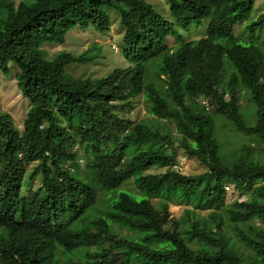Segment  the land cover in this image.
<instances>
[{"label":"trees","instance_id":"trees-1","mask_svg":"<svg viewBox=\"0 0 264 264\" xmlns=\"http://www.w3.org/2000/svg\"><path fill=\"white\" fill-rule=\"evenodd\" d=\"M168 3L174 22L147 0H23L18 6L0 0V69L20 67L19 85L31 105L22 131L11 114L0 111V264H67L76 251L84 257L79 264L132 257L142 264H250L237 240L252 250L256 264H264V229L239 226L264 224V162L248 151L227 165L214 118L189 102L215 100L217 112L238 132L264 141V50L240 43L234 33L256 0ZM110 9L120 13L127 67L78 79L68 66L98 55L63 51L46 57L44 46L66 43L73 28L110 30ZM205 20L206 33L198 39L185 41L178 33L177 25L189 29ZM263 25L264 12L248 29ZM171 34L178 35L179 46L167 43ZM228 67L233 71L225 86ZM244 88L257 107L254 125L241 111ZM139 94L156 119L177 121V139L159 125L122 115ZM179 148L207 170L187 175L176 169ZM81 153L89 160L84 176L67 165ZM154 167L165 171L153 173ZM38 176L41 184L34 189ZM131 180L139 193L122 187ZM99 190L108 191L102 197L108 207L98 214ZM247 194L255 200H239ZM229 197L237 198L228 209L236 231L232 242L217 211L186 231L170 211V204L182 203L218 210Z\"/></svg>","mask_w":264,"mask_h":264},{"label":"rangeland","instance_id":"rangeland-1","mask_svg":"<svg viewBox=\"0 0 264 264\" xmlns=\"http://www.w3.org/2000/svg\"><path fill=\"white\" fill-rule=\"evenodd\" d=\"M15 6L23 0H12ZM33 1V0H26ZM151 3L158 13L162 14L166 18L174 22V18L170 12L168 0H147ZM2 10V9H0ZM264 12V0H256L254 9L247 17L246 20L239 22L235 28L234 33L239 37L240 43L244 45H257L264 50V25L257 27L255 32H251L248 29V25L255 21L261 13ZM2 14V13H0ZM109 14L112 18V26L108 31H99L93 27L88 29H82L80 27L73 28L67 37V41L64 44H47L44 46L47 58H53L56 54L66 51L73 54L79 55L84 52H88L91 55H98V57L88 63H72L68 66V72L75 78L84 79L91 77L93 79L103 77L108 75L114 69L118 67H127L130 63L123 55V36L124 29L120 26V13L114 9L109 10ZM209 20L203 21L199 25H192L189 29L181 28L177 25L178 33L181 34L185 41L195 40L205 35ZM178 35L173 36L172 34L166 37L167 43L171 46H179L181 41H177ZM228 64V63H227ZM226 64V65H227ZM151 69L156 71V66H152ZM20 67L10 64L9 72H5L0 69V111L7 112L12 115L14 124L19 130H23L25 119L30 110V101L22 93V89L19 85L18 73L20 72ZM233 68H227V75L223 79L225 86L227 85V79L229 74L232 73ZM241 111L244 119L248 124H256V111L257 107L255 103L251 100L250 92L247 89H242L241 94ZM189 102L195 107L203 109L205 113L210 114L215 120V132L220 143V155L223 161L231 166L234 162L239 160L240 155L243 153H248L251 158L264 162V141L253 135H245L238 132L232 121H230L225 116L217 112V106L215 100L201 96L198 99L192 97L189 98ZM149 103L145 99L143 94H139L132 98V106L123 110L121 113L124 117L135 121H142L153 123L154 125H159L161 131L165 133H170L174 139H177L180 134L177 128V121L175 119L171 120H161L156 119L153 114L149 113ZM163 142H159L162 144ZM88 159L84 158L83 154L78 155V159L74 164L67 163L72 169L79 175H86L89 170L86 167ZM33 164L30 166L28 175L32 170ZM175 168L184 174H199L207 170V168L202 165L197 159L188 157L183 149L177 150V156L175 161ZM165 171V168H152L151 172L159 173ZM41 184V177L38 176L32 182V187L35 189ZM123 188L128 189L132 192L139 193V190L134 185V181L131 180L122 185ZM99 188V187H98ZM108 195L107 190H99V198H101L97 204V209L94 212H100V209L107 206L104 202L105 198L103 195ZM113 196H116L115 192ZM237 198L229 197L224 206L218 210L212 208L200 209L193 205L182 204H170V211L172 215L178 218L182 222L183 230H188L194 221H205L210 220L214 211H217L220 217L217 221L222 220L223 231L225 234L229 235L230 242L232 240L236 241V231L233 223L230 220L228 209L233 206ZM240 201H254V197L251 194H247L241 198ZM153 202L158 206L160 203L159 198H154ZM108 207V206H107ZM99 210V211H97ZM97 214V215H98ZM216 221V222H217ZM216 222H210V227L216 231ZM248 224L255 227H260L264 229V224L258 220L251 221L250 223H240L239 226L244 230H249ZM114 228L118 229L114 225ZM121 233H128V231L120 230ZM214 237L219 238L220 234L214 232ZM197 241H191L193 247H199ZM235 246L240 250L243 256L247 259L250 264H256L253 258L252 250L242 241L237 240ZM82 248L80 250H83ZM59 248V251H62ZM80 251L69 254L67 257L70 261L67 264H79L83 262L84 257L79 255ZM61 260L65 261L66 256L61 254ZM117 264H142V259L131 258L130 261L125 262L124 258L119 260Z\"/></svg>","mask_w":264,"mask_h":264},{"label":"clouds","instance_id":"clouds-1","mask_svg":"<svg viewBox=\"0 0 264 264\" xmlns=\"http://www.w3.org/2000/svg\"><path fill=\"white\" fill-rule=\"evenodd\" d=\"M59 247H60V245H59Z\"/></svg>","mask_w":264,"mask_h":264}]
</instances>
